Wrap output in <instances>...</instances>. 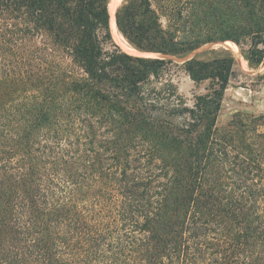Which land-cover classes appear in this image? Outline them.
Listing matches in <instances>:
<instances>
[{
  "label": "trees",
  "instance_id": "obj_1",
  "mask_svg": "<svg viewBox=\"0 0 264 264\" xmlns=\"http://www.w3.org/2000/svg\"><path fill=\"white\" fill-rule=\"evenodd\" d=\"M263 1L206 42L257 67ZM109 4L0 0V264H264V115L216 126L235 56L117 7L137 50L208 81L190 106Z\"/></svg>",
  "mask_w": 264,
  "mask_h": 264
},
{
  "label": "rangeland",
  "instance_id": "obj_2",
  "mask_svg": "<svg viewBox=\"0 0 264 264\" xmlns=\"http://www.w3.org/2000/svg\"><path fill=\"white\" fill-rule=\"evenodd\" d=\"M123 1L125 0H120L117 7ZM150 3L161 26L174 37L204 42L189 56L198 54L199 58L209 59L214 54L210 51L203 52V50L215 49L218 52L223 48L229 49L235 56L236 61L216 118V126L219 129L225 128L232 119L240 115H264V59L257 67H250L240 54L237 45L235 44L238 52L228 45L229 40L225 43L206 42L208 37L215 36L221 29H224L228 21L231 22L235 19L234 17L240 20V17L246 14L243 0H150ZM119 36L125 40L126 44L128 43V46L135 48L120 32ZM113 40L121 49L131 54L173 58L178 65H171L165 77L177 85L188 105L193 104L194 95L205 93L208 81L195 84L180 66L183 59L164 54L150 55L136 48V51L129 50L117 43L114 38ZM248 47L249 41L246 40L242 48L247 49Z\"/></svg>",
  "mask_w": 264,
  "mask_h": 264
},
{
  "label": "bare ground",
  "instance_id": "obj_3",
  "mask_svg": "<svg viewBox=\"0 0 264 264\" xmlns=\"http://www.w3.org/2000/svg\"><path fill=\"white\" fill-rule=\"evenodd\" d=\"M120 0H111L110 4H109V9H110V13H111V18H110V25H111V29H112V33H113V38L117 41V43H119L121 46L129 49V50H133L136 51L135 48L128 46L125 43V40L121 38V36H119V31L117 30V27L115 25V21H114V11L117 7V5L119 4ZM228 45L232 46V48L238 52L235 43L231 42V41H227ZM191 55V54H190ZM242 60V59H241Z\"/></svg>",
  "mask_w": 264,
  "mask_h": 264
},
{
  "label": "water",
  "instance_id": "obj_4",
  "mask_svg": "<svg viewBox=\"0 0 264 264\" xmlns=\"http://www.w3.org/2000/svg\"><path fill=\"white\" fill-rule=\"evenodd\" d=\"M116 9H117V7H116ZM116 9H115V11H116ZM115 11H114V21H115ZM116 25V24H115ZM117 27V26H116ZM222 43H225V41L224 42H222ZM142 56H147V55H142Z\"/></svg>",
  "mask_w": 264,
  "mask_h": 264
}]
</instances>
